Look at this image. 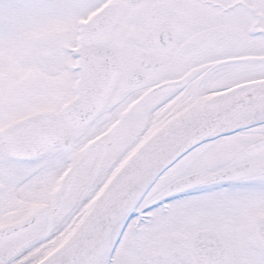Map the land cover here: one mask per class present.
<instances>
[{"label":"snow or ice","instance_id":"6c2138e0","mask_svg":"<svg viewBox=\"0 0 264 264\" xmlns=\"http://www.w3.org/2000/svg\"><path fill=\"white\" fill-rule=\"evenodd\" d=\"M0 264H264V0H0Z\"/></svg>","mask_w":264,"mask_h":264}]
</instances>
